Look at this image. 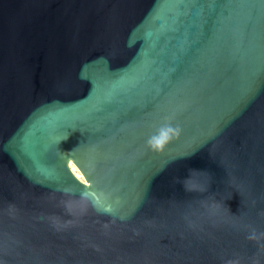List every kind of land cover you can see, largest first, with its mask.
Listing matches in <instances>:
<instances>
[{
    "label": "water",
    "instance_id": "water-1",
    "mask_svg": "<svg viewBox=\"0 0 264 264\" xmlns=\"http://www.w3.org/2000/svg\"><path fill=\"white\" fill-rule=\"evenodd\" d=\"M0 264H264V0H0Z\"/></svg>",
    "mask_w": 264,
    "mask_h": 264
}]
</instances>
